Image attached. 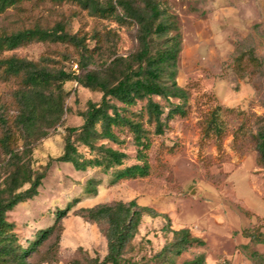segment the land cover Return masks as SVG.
I'll list each match as a JSON object with an SVG mask.
<instances>
[{"label":"rangeland","instance_id":"1","mask_svg":"<svg viewBox=\"0 0 264 264\" xmlns=\"http://www.w3.org/2000/svg\"><path fill=\"white\" fill-rule=\"evenodd\" d=\"M158 2L172 23L169 34L177 33L181 39L176 80L188 93L187 114L171 119L161 135L146 125L151 138L149 175L111 185L108 175L97 168L76 171L70 163L51 160L63 151L65 127L79 125V113L87 102L101 97L98 90L74 80L66 82L61 124L32 144L33 170H42L49 160L51 165L38 194L18 203L6 217L14 223L18 241L26 246L39 230L54 223L57 209L79 201L61 219L55 246V237L47 240L30 257V264H75L85 255L103 257L107 244L100 225L77 211L132 199L155 212L142 216L128 249L127 256L135 264H166L152 256L171 240L170 229L179 228L189 229L204 244L187 248L170 264H181L201 253L203 264H264V243H254L242 233L258 225L263 231L264 168L257 162L251 138L246 134L235 141L233 137L242 121L252 129L254 116H264V0ZM57 23L71 34L84 36L87 47L93 49V62L87 69L101 72L115 56L126 57L137 49L134 22L121 21L116 15L99 17L74 1L22 0L0 14V30L8 32L34 25L53 28ZM240 54L242 60H236ZM11 55L81 72L74 65L77 50L63 42L36 41L0 52V58ZM20 87L18 79L0 77V114L9 123L17 113L15 92ZM217 105L222 107L228 133L220 143L204 142L201 123ZM3 127L0 122V136ZM122 136L128 164L134 161V146L127 133ZM4 157L0 149V160ZM90 177L100 180L96 195L84 193ZM251 251L256 255L251 256Z\"/></svg>","mask_w":264,"mask_h":264},{"label":"trees","instance_id":"2","mask_svg":"<svg viewBox=\"0 0 264 264\" xmlns=\"http://www.w3.org/2000/svg\"><path fill=\"white\" fill-rule=\"evenodd\" d=\"M22 0H0V14ZM57 2L67 0H52ZM74 1L99 17L116 15L121 21L137 25V49L126 57L115 56L103 71L87 69L93 62V49L85 44V37L67 32L57 23L53 28L34 25L16 31L0 30V52L28 45L32 42H63L72 45L78 52L73 70L51 68L40 61L14 55L0 58V77L6 81L18 79L21 87L15 92L17 113L11 123L0 114L3 124L0 149V264H30V257L47 240L55 237L53 247L61 230L60 221L78 202L73 200L65 208L57 209L54 223L39 230L34 239L23 246L14 231V223L6 214L18 203L38 194L51 160L70 163L76 171L97 168L109 177V184L129 178L145 177L150 173L147 151L151 146L150 130L161 135L176 116L187 114V91L176 80L177 60L181 49L179 34L170 35L172 23L165 16L158 0H68ZM120 13L117 14V11ZM238 55L236 60H242ZM250 59L254 57L250 56ZM106 64V62L104 63ZM74 80L83 87L101 92L99 101H88L79 115L82 122L66 126L62 153L49 160L42 170L32 168V144L46 137L50 129L61 124L65 111L67 92L64 84ZM158 98V99H154ZM159 100L164 101L163 105ZM139 109H134L139 105ZM232 111L231 108H225ZM222 107H213L201 125V140L220 141L228 133L227 122L221 117ZM253 128L241 122L233 132L236 141L241 136L251 138L257 153V162L264 168V116H254ZM127 133L134 146V161L126 163L129 154L122 147ZM21 139V145L18 140ZM100 180L90 177L84 185L86 195H96ZM25 185H27L25 187ZM77 213L85 220L100 225L105 236L107 250L103 257L85 255L75 264H135L127 256L131 242L138 231L144 214L154 216L147 206H139L134 199L99 203L80 208ZM168 220V218H167ZM264 221V219H262ZM243 229L242 233L254 243H264L259 227ZM172 238L154 253L158 263H173L175 257L191 246H200L204 241L192 236L189 229H170ZM256 255L255 251L250 252ZM204 255L197 254L181 264H203Z\"/></svg>","mask_w":264,"mask_h":264},{"label":"built area","instance_id":"3","mask_svg":"<svg viewBox=\"0 0 264 264\" xmlns=\"http://www.w3.org/2000/svg\"><path fill=\"white\" fill-rule=\"evenodd\" d=\"M75 67H76V65H75Z\"/></svg>","mask_w":264,"mask_h":264}]
</instances>
